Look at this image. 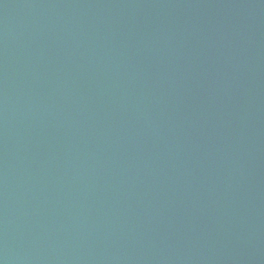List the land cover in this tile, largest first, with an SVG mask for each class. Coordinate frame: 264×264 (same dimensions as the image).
Listing matches in <instances>:
<instances>
[{
    "label": "water",
    "instance_id": "water-1",
    "mask_svg": "<svg viewBox=\"0 0 264 264\" xmlns=\"http://www.w3.org/2000/svg\"><path fill=\"white\" fill-rule=\"evenodd\" d=\"M0 264H264V0H0Z\"/></svg>",
    "mask_w": 264,
    "mask_h": 264
}]
</instances>
